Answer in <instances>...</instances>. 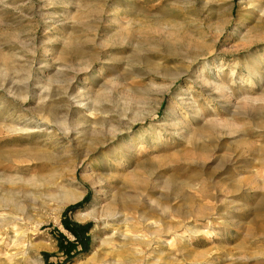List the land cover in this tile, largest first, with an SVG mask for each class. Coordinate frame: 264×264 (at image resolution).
<instances>
[{
	"label": "rangeland",
	"instance_id": "rangeland-1",
	"mask_svg": "<svg viewBox=\"0 0 264 264\" xmlns=\"http://www.w3.org/2000/svg\"><path fill=\"white\" fill-rule=\"evenodd\" d=\"M256 56L264 0H0V264H264Z\"/></svg>",
	"mask_w": 264,
	"mask_h": 264
},
{
	"label": "bare ground",
	"instance_id": "bare-ground-1",
	"mask_svg": "<svg viewBox=\"0 0 264 264\" xmlns=\"http://www.w3.org/2000/svg\"><path fill=\"white\" fill-rule=\"evenodd\" d=\"M252 2V1H251ZM189 59H190V63H192V62H194L195 60H196V57H189ZM263 63H264V59L261 57V56H256L255 58H254V64L253 65H247L246 66V71H247V73L244 75V76H242V79L245 81V82H247L249 85H254V82H253V77L254 76H256L257 75V77H259V79L260 80H262V81H264V75L261 73V71L259 70V68H261L262 67V65H263ZM196 77V79H198L199 81H203V85H209V83L206 81V80H202L201 78H200V76L196 73V74H194ZM215 89H216V91L215 92H217V95H218V97L220 98V100H219V102H220V104H224V100H225V98H226V94H228V89L227 88H225V87H223L222 85H218V84H215ZM212 90V89H211ZM216 95V96H217ZM81 101V100H80ZM227 101H230V100H227ZM83 102V101H82ZM231 103V102H230ZM81 104V103H80ZM79 104V105H80ZM229 104V103H228ZM227 104V105H228ZM82 105V104H81ZM229 106V105H228ZM227 109H230V107H227ZM195 117H197V116H195ZM78 198V196L77 197H75V195L74 194H72V193H70V192H68V191H64L62 194H61V200H60V205H59V211L60 210H62L64 207H65V205L66 204H68V203H70V202H72V201H74V200H76ZM6 200V199H5ZM25 217V216H24ZM30 218V217H29ZM6 219H7V217H3L2 218V221L1 222H3V223H5L6 222ZM18 219V221H20V222H22L23 221V219H21V218H17ZM38 225V224H37ZM146 258V257H145Z\"/></svg>",
	"mask_w": 264,
	"mask_h": 264
},
{
	"label": "trees",
	"instance_id": "trees-1",
	"mask_svg": "<svg viewBox=\"0 0 264 264\" xmlns=\"http://www.w3.org/2000/svg\"><path fill=\"white\" fill-rule=\"evenodd\" d=\"M70 230H72L71 228H69Z\"/></svg>",
	"mask_w": 264,
	"mask_h": 264
}]
</instances>
